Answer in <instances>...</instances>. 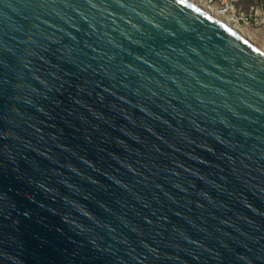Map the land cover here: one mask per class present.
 Masks as SVG:
<instances>
[{
  "label": "water",
  "instance_id": "95a60500",
  "mask_svg": "<svg viewBox=\"0 0 264 264\" xmlns=\"http://www.w3.org/2000/svg\"><path fill=\"white\" fill-rule=\"evenodd\" d=\"M0 264H264V52L189 0H0Z\"/></svg>",
  "mask_w": 264,
  "mask_h": 264
},
{
  "label": "built area",
  "instance_id": "2783aa9c",
  "mask_svg": "<svg viewBox=\"0 0 264 264\" xmlns=\"http://www.w3.org/2000/svg\"><path fill=\"white\" fill-rule=\"evenodd\" d=\"M199 7H207L210 14L224 16L240 29H252L264 38V0H189ZM214 13V14H213ZM215 16V15H214ZM217 17V16H216ZM263 28V32L257 31Z\"/></svg>",
  "mask_w": 264,
  "mask_h": 264
},
{
  "label": "bare ground",
  "instance_id": "6f19581e",
  "mask_svg": "<svg viewBox=\"0 0 264 264\" xmlns=\"http://www.w3.org/2000/svg\"><path fill=\"white\" fill-rule=\"evenodd\" d=\"M200 9H202L204 12H206L207 10H208V8L207 7H204V6H202V7H199ZM214 14V13H213ZM215 16H217L218 17V20H221L222 22H224L225 24H226V26H229V27H231L234 31H236L237 33H239V34H241V35H243L248 41H250L251 43H253L254 44V46H256L259 50H261V51H263L264 52V44H260V43H258V42H254V41H252L249 37H248V35H247V33L246 32H244V31H242V29H240V27L239 26H235V25H233V24H231L229 21V19H227V18H225L224 16H219V15H216V14H214ZM259 29H263V28H259Z\"/></svg>",
  "mask_w": 264,
  "mask_h": 264
},
{
  "label": "rangeland",
  "instance_id": "374dc122",
  "mask_svg": "<svg viewBox=\"0 0 264 264\" xmlns=\"http://www.w3.org/2000/svg\"><path fill=\"white\" fill-rule=\"evenodd\" d=\"M242 31H244V32H246L247 33V35H248V37L252 40V41H256V42H258V43H260V44H264V38L262 37V33H259V36L256 34V31H253L252 32V29H248V30H243L242 29ZM257 31H261V32H263V30L262 29H258Z\"/></svg>",
  "mask_w": 264,
  "mask_h": 264
}]
</instances>
